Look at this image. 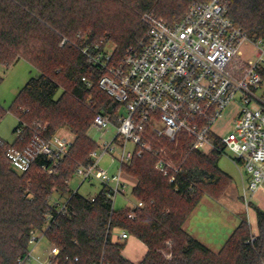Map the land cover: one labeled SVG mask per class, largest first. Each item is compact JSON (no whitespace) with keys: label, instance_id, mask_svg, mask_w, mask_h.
I'll list each match as a JSON object with an SVG mask.
<instances>
[{"label":"trees","instance_id":"16d2710c","mask_svg":"<svg viewBox=\"0 0 264 264\" xmlns=\"http://www.w3.org/2000/svg\"><path fill=\"white\" fill-rule=\"evenodd\" d=\"M195 1L208 0H0V64L10 66L25 58L40 71L10 106L27 125L24 138L15 139L13 145L25 146L31 128L39 123L47 124L48 135L63 125L74 134L53 174L44 172L39 163L27 172L16 171L5 157V140L0 137V264H28L33 228L44 231L48 243L60 247L53 264H99L101 260L102 264H264V209L255 203L251 207L258 233L242 219L217 252L184 228L205 195L220 198L232 183L233 177L219 166L224 149L204 153L183 147V172L174 183L155 169L154 151L134 155L122 168L137 179L133 194L142 206L113 209L107 187L102 186L94 199L70 187L78 167L91 161V152L98 146L89 135L95 116L103 112L116 124L120 109V103L100 88L102 71L81 48L111 42L120 58L146 33V24L131 4L174 22ZM222 1L249 37H264V0ZM108 3L119 8L109 13ZM113 19L118 23L112 24ZM88 97L86 110L77 106ZM3 112L0 107V119ZM55 192L68 198L65 211L52 205ZM121 230L147 246L140 261L123 255ZM76 255L79 261L74 262L71 258Z\"/></svg>","mask_w":264,"mask_h":264},{"label":"built area","instance_id":"2783aa9c","mask_svg":"<svg viewBox=\"0 0 264 264\" xmlns=\"http://www.w3.org/2000/svg\"><path fill=\"white\" fill-rule=\"evenodd\" d=\"M141 19L146 24L144 37L120 58L115 55V44L95 43L81 48L88 61L102 71L100 88L126 113L118 114L111 141L103 142L100 151L91 152V161L78 167L75 174L81 177L80 184L100 181L110 189L114 209L117 194L124 193L127 186L122 165L134 155L154 151L155 169L170 183L183 172L182 160L175 159L166 146L155 141L204 153L229 149L234 163L243 166L247 174L242 198L250 207L252 197L260 189L264 192V37H249L229 16L228 5L222 0L195 1L174 22L149 11L143 12ZM245 44L255 51L250 57L242 52ZM233 104L237 108L231 127L220 133L218 122ZM112 123L110 116L99 112L92 127L103 132ZM26 126L19 119L15 139L24 138ZM46 131L47 124L33 126L30 141L23 147L4 142L5 157L16 171L27 172L39 163L44 172H56L74 138L67 131L52 135ZM129 142L135 145L134 151L127 150ZM116 150L120 151L119 158L114 154ZM105 155L110 156L111 163L119 159L117 173L101 166ZM67 202L68 198L61 197L52 205L61 212L66 210ZM42 237L44 231H30L28 264L31 259L37 264H53L60 254V247L49 244L44 258L35 256L33 251ZM130 237L127 230L118 232L119 240L125 244ZM71 259L79 261V256Z\"/></svg>","mask_w":264,"mask_h":264},{"label":"rangeland","instance_id":"374dc122","mask_svg":"<svg viewBox=\"0 0 264 264\" xmlns=\"http://www.w3.org/2000/svg\"><path fill=\"white\" fill-rule=\"evenodd\" d=\"M139 6V5H138ZM135 7L133 4L130 5L139 18L141 17L143 10L139 7ZM107 8L109 13L116 12L119 6L115 3H108ZM108 14V13H107ZM112 24H117L116 19L111 21ZM88 30L90 28L88 27ZM109 42L106 45H111ZM242 52L244 56L250 57L255 51L249 44H245L242 48ZM40 75V71L34 65H32L27 59L20 58L15 63L10 66H6L0 64V107L2 108L3 116L0 119V137L6 142H13L17 136L15 131V127L18 125L19 119L15 113L10 110V106L16 98V95L20 91V89L25 85V83L31 78ZM62 90L60 89L57 95H60ZM90 97L86 100L79 101L77 106L86 110V106H88ZM237 106L233 104V106H229L225 111L224 116L218 122L219 124V132L225 133L227 132L232 124V114L235 112ZM125 108L120 105V109L118 114H125ZM93 123V122H92ZM92 123L89 129L90 137L97 143V150L100 151V145L103 142L111 141L114 134L116 133V124L113 122L108 129H104L103 132L97 131L94 127H92ZM69 128L65 125L61 126L58 131H67L71 136V139L74 138V134L68 131ZM157 145L166 146V151L171 154L175 159L182 160L183 159V151L182 148L171 143H167L165 141H157ZM135 145L132 142L128 143L127 150L134 151ZM115 156L119 158L120 151H115ZM233 152L229 149H225L223 154L219 160V166L229 172V174L233 177V181L226 190V192L220 198H213L208 195H205L194 212L191 214L190 221H192V225L189 227V231H192L193 234L196 235L195 229L199 232L201 237H204L207 241H212L215 243V246L223 244L226 241L229 234L232 232L234 227L238 224L240 219H247L248 222H252V227L256 226V218L254 217L255 211L253 207H246V204L243 200L235 197V194H240L243 189V181L242 177H245L244 169L239 165H236L232 159ZM101 166L108 169L110 173H117L120 168L119 159H116L114 163H111V159L109 155H105L101 160ZM247 178V177H246ZM81 177L77 174H74L70 180V187L72 189H77L79 187V193L83 194L87 197H92L96 195L103 184L98 180L86 181L83 184H80ZM61 200V197L55 192L52 197V201ZM253 203L260 206L264 209V192L260 189L253 197ZM137 203V199L133 194L129 185L126 186L124 193H118L114 202L115 209H121L128 206H134ZM39 236L40 232L37 233ZM131 239V238H129ZM172 241L168 240L166 245L171 246ZM126 246V244H125ZM49 248V243L45 237H42L39 244L34 249L33 253L35 256H39L40 258H44L46 256V250ZM125 248V247H124ZM123 248V250H124ZM123 252V251H122ZM166 255V251H164ZM125 257V253H123ZM144 257L143 254H138V256L133 257L132 261H140ZM29 264H37V262L31 259Z\"/></svg>","mask_w":264,"mask_h":264},{"label":"crops","instance_id":"0c3cea01","mask_svg":"<svg viewBox=\"0 0 264 264\" xmlns=\"http://www.w3.org/2000/svg\"><path fill=\"white\" fill-rule=\"evenodd\" d=\"M236 164V163H235ZM237 165V164H236ZM241 166V165H240ZM242 168H243V166H241ZM244 169V168H243ZM225 171V170H224ZM227 172V171H226ZM227 173H229V172H227ZM244 173H245V177H242V181H243V183H244V180L246 179V177H247V174H246V172H245V169H244ZM123 179L127 182V185H129V187L131 188V190H132V192H133V188H134V186L136 185V183H137V179L135 178V177H133V176H131V175H129V174H127V173H124L123 174ZM74 190V189H73ZM236 196V198H237V200L238 199H240L241 198V200H243V198H242V192L240 193V194H235ZM195 210V209H194ZM194 210H193V212H194ZM255 211V210H254ZM192 212V213H193ZM191 213V214H192ZM191 216V215H190ZM190 216L188 217V219L185 221V223H184V228L187 230V231H189V227L192 225V221H190L191 219H193V217L190 219ZM254 217L256 218V226L253 228L252 227V222L250 221L249 223H250V225H251V229H252V231H253V233H258V228H257V215H256V213H255V215H254ZM242 220V218L240 219V221ZM240 221L238 222V224L240 223ZM237 224V225H238ZM236 225V226H237ZM236 226L234 227V229L236 228ZM233 229V230H234ZM233 230H232V232H233ZM195 232H196V235L195 234H193V232L192 231H189L192 235H194L196 238H198L199 240H201L203 243H205L207 246H209L213 251H215V252H217V251H219L220 249H221V247L223 246V244L225 243V242H223V244H221V245H218V246H215V243H213L212 241H207V240H205V238L204 237H201L200 235H199V232L195 229L194 230ZM231 232V233H232ZM230 233V234H231ZM230 234H229V236H230ZM228 236V237H229ZM131 239H128L127 241H126V246H125V248H124V250H123V253H125V255H127V257L128 258H130V259H132L133 257H136V256H138V254H143V255H145V253H146V251H147V246L141 241V240H139L138 238H136L135 236H133V235H131V237H130ZM227 240V239H226Z\"/></svg>","mask_w":264,"mask_h":264}]
</instances>
